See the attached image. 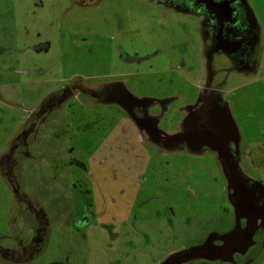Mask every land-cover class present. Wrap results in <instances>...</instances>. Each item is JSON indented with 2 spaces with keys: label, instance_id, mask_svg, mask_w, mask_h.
<instances>
[{
  "label": "flooded vegetation",
  "instance_id": "flooded-vegetation-1",
  "mask_svg": "<svg viewBox=\"0 0 264 264\" xmlns=\"http://www.w3.org/2000/svg\"><path fill=\"white\" fill-rule=\"evenodd\" d=\"M55 4L57 10L60 5H66L63 14H72V28H63L66 20H57L56 46L62 48V64L69 54L75 59L71 70L64 71L61 76L62 86L49 92L28 110L23 132L13 140L9 153L0 161L4 177L12 187L15 206L25 213L30 212V217L35 220L29 239L15 236L9 238L12 247L0 246V259L15 264L27 263L46 245L47 215L20 190L12 175L13 156L30 137L39 133L50 116L66 106V128L72 127L70 121L73 122L75 128L71 135L84 138L76 144H87V148L79 149L94 152L90 156L91 163L98 160L97 171L89 172L87 165L76 158L78 156L74 159L90 174L93 182L92 188L83 182L87 188L83 193L89 199L88 205L79 212L70 211L65 221L76 235L85 237L80 227L89 226L103 216L114 221L119 217L124 224L137 223L138 207L131 205L129 200L123 206L117 197H123L127 188L139 193L147 181L153 191L151 199L155 202L156 188L197 190L195 195L202 194L221 202L217 210L209 211L215 220L207 222L208 225L197 233L202 242L172 252L159 264H264V181L250 179L241 171V138L238 150L235 141L229 142L230 167L237 166L249 197L228 190L225 174L230 169L223 165L216 152L207 146L195 152L187 144L175 146L169 138L182 132L186 120L192 123L202 120L204 111L221 112L226 108L230 111L223 92L224 83L214 81L216 56H224L230 62L227 72L255 73L262 30L250 0H57ZM132 5L136 6L140 16L145 15V24H156L157 16L166 28L172 16L191 21L196 34L194 37L186 34L183 41L171 43L168 49L161 48L156 43V36L151 34L153 39L143 36L139 21L130 16ZM77 14L84 16L76 17ZM97 15L100 18H96ZM52 46L50 39L24 43L20 47L14 44L9 50L0 45V54L17 52L16 62L25 65L21 75L29 77L34 74V80H38L43 71L36 55L49 52ZM35 66L38 69H31ZM193 73L205 77L204 82L197 85V92L192 96L187 95L181 86L187 95L181 105L176 106L183 97L177 95V91L174 95H156V84L172 85L175 79L177 83L178 79L186 82ZM83 96L94 103L85 102ZM235 126L238 130L236 123ZM127 147L139 148L143 155H136L133 158L136 161L131 162L133 159L127 158ZM122 148L126 149L124 158ZM148 149H152V154ZM108 152L109 162L103 159ZM166 153L180 154L171 161ZM250 155L260 169L258 176L263 175L260 164L264 162V151L254 146ZM177 180H183L185 184ZM225 216L230 218L227 222L223 220ZM163 218L172 224L171 210L167 209ZM30 221L29 218L23 219L25 231H28ZM226 240H230L227 244L233 250L232 256L226 260H209L200 255L191 259L184 252L192 248L208 251L223 246Z\"/></svg>",
  "mask_w": 264,
  "mask_h": 264
},
{
  "label": "rangeland",
  "instance_id": "rangeland-1",
  "mask_svg": "<svg viewBox=\"0 0 264 264\" xmlns=\"http://www.w3.org/2000/svg\"><path fill=\"white\" fill-rule=\"evenodd\" d=\"M56 1L0 0L1 46L9 50L14 48V44L20 47L24 43H34L40 39H50L53 42L49 52L36 55L40 61V70L43 71L38 80H34V74L29 77L21 75L20 71L25 65L16 62L17 52L0 54V161L9 153L13 140L23 132L25 118L29 116L28 110L34 108L49 92L60 88L63 72L68 73L72 68L75 56L69 54L66 62L62 64V48L56 46L55 34L59 27L57 20H66L63 28L73 27L70 23L72 14H63L66 5H60L57 10ZM250 3L262 30L261 48L256 55V71L251 74L227 72L230 62L224 56H216L213 65L217 74L214 81L224 83L225 100L229 103L240 133V169L248 178H261L264 181V174L258 176L257 171L260 173V169L250 155L254 146L264 151V0H250ZM131 7L130 16L139 21L143 36L148 39H153L151 34L156 36V43L161 48L168 49L171 43L183 41L186 34L193 37L196 34L191 21L172 16L166 28L157 16L156 24H145V15L140 16L136 6ZM82 16L84 15L77 14L76 17ZM96 18L100 17L97 15ZM193 53L195 55L194 49ZM46 67L48 74L44 72ZM33 68L38 69L37 66L31 67ZM188 77L186 82L178 79L177 83L175 79L176 83L172 85L165 82L156 84V95H174L177 91L176 94L183 97L176 106L181 105L187 95L192 96L197 92V85L205 79L200 73H193ZM181 86L187 91V95L181 90ZM82 99L94 103L85 96ZM65 113L67 114L66 106L50 116L39 133L30 137L13 156L15 167L12 175L16 183L46 213L49 223L44 249L33 260L22 264H159L172 252L202 242L197 233L208 225L207 222L215 220L216 217L213 218L209 211L217 210L220 200L208 199L202 194L195 195L197 190L187 188H156L155 202L151 199L153 191L147 181L139 193L127 188L123 197H117L118 203L122 202L123 206L129 200L131 205L138 207L137 223L124 224L119 217L114 221L103 216L89 226L85 224L86 226L80 227L85 232V237L76 235L71 227L66 226L65 221L70 211L79 212L88 205L89 199L84 194L87 188H84L83 182L87 183L88 188L93 186L90 174L74 159L78 156L76 158L87 165L89 172L97 171L95 166L98 160H92L91 163L90 156L94 152L89 149L82 150L86 143L76 144L84 138L71 135L75 126L70 121L72 127L66 128L68 125L64 123ZM127 149L129 160L136 155H143L139 148ZM78 150L82 153H77ZM125 150L122 148L123 158L126 155ZM148 150L152 154V149ZM166 154L174 161L180 153ZM109 156L108 152L103 159L109 162ZM135 161L133 159L131 162ZM260 168L264 172V162L260 164ZM177 181L185 184L183 180ZM167 209L172 212V224L163 218ZM30 216V212L25 213L15 206L12 187L0 166V246L12 247L9 238L15 236L29 239L31 230L35 228V220ZM24 218L31 220V224L27 225L28 231L22 227ZM229 219L227 216L223 217L224 222ZM0 264L15 263L0 259Z\"/></svg>",
  "mask_w": 264,
  "mask_h": 264
},
{
  "label": "water",
  "instance_id": "water-1",
  "mask_svg": "<svg viewBox=\"0 0 264 264\" xmlns=\"http://www.w3.org/2000/svg\"><path fill=\"white\" fill-rule=\"evenodd\" d=\"M201 115L203 116L202 120L198 123L186 120L182 132L169 138H171L175 146L187 144L188 148L195 152L205 146L216 152L219 155V159L224 162L223 165L225 167L228 166L230 169L225 174L228 190L233 191L235 194L238 193L241 197H243V193L244 196L249 197V192L245 193L244 191L243 185L245 183L242 182L237 166L230 167L229 142L235 141L236 150H238L240 134L229 109H222L221 112L208 110L202 112ZM229 241L226 240L223 246L210 248L208 251L204 248H192L184 252L188 253L191 259H196L200 255L209 260H226L227 257L233 254V250H230V244H227Z\"/></svg>",
  "mask_w": 264,
  "mask_h": 264
}]
</instances>
